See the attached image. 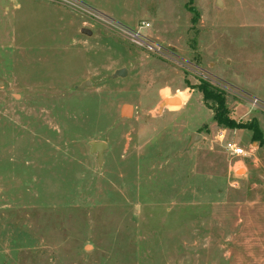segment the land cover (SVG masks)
Returning a JSON list of instances; mask_svg holds the SVG:
<instances>
[{"label": "rangeland", "instance_id": "rangeland-1", "mask_svg": "<svg viewBox=\"0 0 264 264\" xmlns=\"http://www.w3.org/2000/svg\"><path fill=\"white\" fill-rule=\"evenodd\" d=\"M202 82L264 141V0H0V264H264V146Z\"/></svg>", "mask_w": 264, "mask_h": 264}, {"label": "trees", "instance_id": "trees-1", "mask_svg": "<svg viewBox=\"0 0 264 264\" xmlns=\"http://www.w3.org/2000/svg\"><path fill=\"white\" fill-rule=\"evenodd\" d=\"M198 90L202 96L203 103L212 111V122L223 130L248 131L252 142H257L260 146H264L262 132L258 123L255 120L240 122L233 119L229 112L226 97L221 90L206 82H202L198 86Z\"/></svg>", "mask_w": 264, "mask_h": 264}, {"label": "water", "instance_id": "water-1", "mask_svg": "<svg viewBox=\"0 0 264 264\" xmlns=\"http://www.w3.org/2000/svg\"><path fill=\"white\" fill-rule=\"evenodd\" d=\"M81 33L84 35H90L91 33L85 29L81 30ZM126 75V71L124 69L116 71L114 73L115 77H123ZM87 85V82L83 83L79 88H84ZM175 98H168L164 99L160 104H159V109H163L165 107H168L172 104H176ZM131 112H132V107L129 105H125L121 109V116L123 117H131ZM199 136L195 134L190 135V140L189 144L193 143L196 139H198ZM90 153L96 156L97 164L101 165L103 162V151L107 148V145L105 143H90Z\"/></svg>", "mask_w": 264, "mask_h": 264}, {"label": "built area", "instance_id": "built-area-1", "mask_svg": "<svg viewBox=\"0 0 264 264\" xmlns=\"http://www.w3.org/2000/svg\"><path fill=\"white\" fill-rule=\"evenodd\" d=\"M216 140L222 145V148L233 157H244L245 150L231 141H227L226 135L223 129H219L216 132Z\"/></svg>", "mask_w": 264, "mask_h": 264}, {"label": "bare ground", "instance_id": "bare-ground-1", "mask_svg": "<svg viewBox=\"0 0 264 264\" xmlns=\"http://www.w3.org/2000/svg\"><path fill=\"white\" fill-rule=\"evenodd\" d=\"M175 100H176V105H179V100L175 97Z\"/></svg>", "mask_w": 264, "mask_h": 264}]
</instances>
